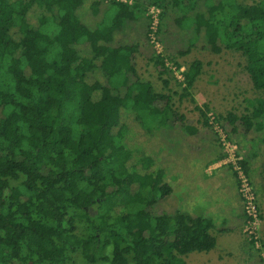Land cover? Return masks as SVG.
<instances>
[{
	"label": "trees",
	"instance_id": "16d2710c",
	"mask_svg": "<svg viewBox=\"0 0 264 264\" xmlns=\"http://www.w3.org/2000/svg\"><path fill=\"white\" fill-rule=\"evenodd\" d=\"M150 7L161 10L160 32L171 9L174 27L190 34L178 56L198 41L212 54L238 53L253 90L264 92V0H0V264H186L215 249L217 218L207 213V193L201 189L191 205L190 186L186 193L164 180L153 155L129 147L122 114L149 137L171 121L186 139L217 123L233 134L258 133L264 96L245 99L240 114L212 113L193 97L203 68L193 60L177 82L178 104L188 102L198 114L191 123L171 95L169 76L181 65L174 61L171 69V58L152 52L163 90L157 92L137 72V43L115 42L128 23L142 19L152 34ZM135 155L140 169L131 165ZM195 165L186 170L189 178L195 171L204 179L205 167ZM250 167L248 157L227 167L241 206L240 174L247 179ZM169 197L186 206L155 213ZM244 215L246 223L253 220Z\"/></svg>",
	"mask_w": 264,
	"mask_h": 264
},
{
	"label": "rangeland",
	"instance_id": "374dc122",
	"mask_svg": "<svg viewBox=\"0 0 264 264\" xmlns=\"http://www.w3.org/2000/svg\"><path fill=\"white\" fill-rule=\"evenodd\" d=\"M121 1L134 2V0ZM239 1L247 5L253 0ZM103 2L107 4L109 0H103ZM148 9L149 11L154 10L152 7ZM170 10H168L165 27L161 32L159 31L161 17L159 9L157 15L153 12L155 18L154 24L151 26L152 34H146L147 22L142 19L139 22L128 23L115 38L118 45L137 43L139 53L136 55L135 64L142 80L151 82L157 92H163L161 83L157 80L156 73L149 63L153 51L171 58L173 61H168L171 69L175 68L172 66L174 61L180 64L181 70L174 71L173 69L169 76L172 81L171 95L175 107H178L181 113L195 126L199 118L198 114L193 109L194 105L188 102L178 104L180 87L177 85V82L181 80V72L193 60H200L203 63L202 73L192 89L193 97L199 106L208 104L212 113L224 114L233 110L240 114L246 106L245 99L258 95L264 96V92L253 90L244 70L245 60L238 53L225 51L218 55L212 54L204 48L202 42L198 41L188 55L178 56L179 52L186 50L190 34L179 32L174 27L173 20L177 13L175 10ZM85 16L89 17L87 14ZM145 16L149 19L147 13ZM90 78L95 79L96 76L93 75ZM122 117V123L127 124L131 131L132 145L128 144L129 147L146 149L150 155H153L158 167L166 170L164 180L172 183L174 187L175 185L180 186L187 193L189 188L185 184L190 186L192 191H190L187 200L191 205L198 201L197 197L201 189L204 190L203 193H207L204 196L205 200L210 203L207 213L209 212L212 216L214 214L213 217L217 218L215 230L217 245L208 254H194L187 257L186 264H264V130L249 134L238 131L233 134L225 123H217L214 129L200 128L197 137L186 139L181 135L179 125L171 121L163 132L152 133L153 137H149L140 128H136L135 120L130 114L123 113ZM169 149L175 154L172 155ZM185 152H187L185 155L187 159L179 162V154ZM193 153L197 155L193 157ZM251 154L254 156L251 157ZM247 157L251 167L250 175L245 179L255 210V219L251 228L246 226L244 204L242 207L237 195L231 194L233 180L227 168L229 164H235L237 159ZM134 158L137 159H134L131 165L138 160L137 155ZM209 158H216V160L211 164L203 161V159ZM184 163H188L187 166ZM195 163L205 167L203 174H199V176L205 177L201 179L196 176L195 171H192L191 181L186 170H189L191 166L195 168ZM178 164L181 166L178 167ZM134 166L136 169H140L138 162ZM199 172L201 171L199 170ZM234 205L239 206L240 209L234 210ZM182 206L186 205L180 203L176 197H169L161 201L155 207L154 212L173 213ZM233 210L234 213H232ZM223 218H228L229 222L222 225ZM75 261L76 264H82L79 259Z\"/></svg>",
	"mask_w": 264,
	"mask_h": 264
},
{
	"label": "built area",
	"instance_id": "2783aa9c",
	"mask_svg": "<svg viewBox=\"0 0 264 264\" xmlns=\"http://www.w3.org/2000/svg\"><path fill=\"white\" fill-rule=\"evenodd\" d=\"M152 9H154V10L149 11L150 12L149 15H150V18L152 20L151 26L154 24V18H155L153 12H155L156 15L159 13V9L154 8V7H152ZM151 30H152V27H151ZM240 178L242 181L240 192H241V195H242L244 202H245L244 203V214L251 216L253 218V220L251 222L246 223V226H249L251 228L253 226L254 219H255V210H254V206H253V199L251 197V192H250V189L248 187V184L246 183V179L241 174H240Z\"/></svg>",
	"mask_w": 264,
	"mask_h": 264
}]
</instances>
